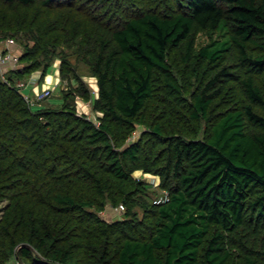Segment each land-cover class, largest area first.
I'll list each match as a JSON object with an SVG mask.
<instances>
[{
  "label": "trees",
  "instance_id": "1",
  "mask_svg": "<svg viewBox=\"0 0 264 264\" xmlns=\"http://www.w3.org/2000/svg\"><path fill=\"white\" fill-rule=\"evenodd\" d=\"M10 37L0 264H264V0H0ZM57 59L33 107L18 82Z\"/></svg>",
  "mask_w": 264,
  "mask_h": 264
},
{
  "label": "built area",
  "instance_id": "2",
  "mask_svg": "<svg viewBox=\"0 0 264 264\" xmlns=\"http://www.w3.org/2000/svg\"><path fill=\"white\" fill-rule=\"evenodd\" d=\"M19 60V54H14L12 51L7 50L0 52V70L2 72L3 77L6 79L7 78V69L5 66L8 65H17ZM6 70V71H5ZM32 81H35V79H32ZM18 84L24 89L26 86L27 82L25 80H20ZM53 94V88L48 86L45 87L42 90L37 91V93L32 96L30 93H25L26 98L30 101V103L33 105V107H39L41 104V101L48 99L51 95ZM82 112L81 110H79ZM84 112V111H83ZM89 118L94 119L97 124L100 123V119L98 117V114H89L88 111L84 112ZM148 180L150 183L155 187H159V182H158V177L157 176H152L148 177ZM171 199L170 192L166 189H159V192L154 196L153 201L154 203H163L167 202ZM125 206L121 204L120 206L116 207V209H124Z\"/></svg>",
  "mask_w": 264,
  "mask_h": 264
},
{
  "label": "crops",
  "instance_id": "3",
  "mask_svg": "<svg viewBox=\"0 0 264 264\" xmlns=\"http://www.w3.org/2000/svg\"><path fill=\"white\" fill-rule=\"evenodd\" d=\"M22 47L21 45L14 39H3L0 38V52L3 51H7L10 50L12 51L14 54H20ZM50 71V70H49ZM48 71V72H49ZM8 72V71H7ZM57 74H59V80H55L53 78V75H50V73H48L45 77V82L41 83V81L39 80L40 78V73H33L32 75H30L28 80H25L27 82L26 86L24 87L23 91L25 93H30V95L34 96L37 91L44 89L45 87H52L53 88V92H55V84L57 86H59L61 89L63 88V81H61V76H60V60H59V66L57 68ZM95 79H97L96 77L92 76ZM87 78V77H86ZM32 79H35V81H32ZM88 81V80H87ZM92 88V92H93V96L95 97L97 95L98 92V88H97V84H95V86H90ZM58 100L61 101V97L58 98ZM82 100V104H79V101ZM54 102V99L53 101ZM40 106H45V103L42 102L40 104ZM78 108L79 110H81L82 112L84 111H88L89 108H92L91 103L88 101H85L84 99H82V97H78ZM119 217V216H118ZM112 218H117V217H112Z\"/></svg>",
  "mask_w": 264,
  "mask_h": 264
},
{
  "label": "rangeland",
  "instance_id": "4",
  "mask_svg": "<svg viewBox=\"0 0 264 264\" xmlns=\"http://www.w3.org/2000/svg\"><path fill=\"white\" fill-rule=\"evenodd\" d=\"M9 39H14V38H12V37H10ZM19 43V42H18ZM58 66H59V59H57L56 61H55V63L49 68V72L48 73H50V75H53V78L55 79V80H59V74H57V68H58ZM5 68H8V69H10L11 68V65H8V66H5ZM7 69V70H8ZM81 70L82 71H84V72H86V71H88L87 70V68L86 67H82L81 68ZM6 71V70H5ZM36 73H39L40 72V70H37V71H35ZM34 72V73H35ZM87 73V72H86ZM87 77V78H86ZM85 79L86 80H88V82L90 83V86H95V84H97V79H95L94 80V78L92 77V76H90L89 74H87V75H85ZM43 82H45V80L44 81H42L41 83H43ZM56 88H55V92H53V94L48 98V99H46V100H44L43 102L45 103V104H47V103H50V102H52L53 101V99H54V102H59L60 100H58V98H60V95H61V88L59 87V86H57L56 84L54 85ZM66 88V87H68V84H67V81H64V85H63V88ZM82 100H80L79 101V104L81 105L82 104ZM89 102L91 103V105H92V99H90L89 100ZM88 112H89V114H95L96 112L93 110V108H89L88 109ZM141 126H139V128H138V130H137V133H139L140 131H141ZM137 175L140 177V176H143V177H152V176H156V175H154V174H151V173H145V172H143L142 170H138L137 171ZM158 182L160 183V178L158 179ZM159 189V188H158ZM7 204V201H0V216L2 215V212H3V209H4V207H5V205ZM103 213L105 214V216L106 217H108V218H112V217H118V216H120L121 214H123V212L120 210V209H116L115 207H113V206H109V208H107L105 211H103ZM9 264H18L17 262H16V260L15 259H12L11 261H10V263Z\"/></svg>",
  "mask_w": 264,
  "mask_h": 264
}]
</instances>
